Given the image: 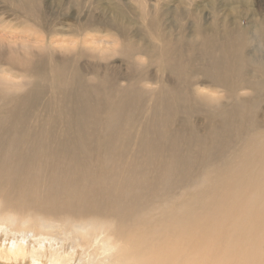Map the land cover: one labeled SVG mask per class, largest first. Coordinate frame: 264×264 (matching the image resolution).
I'll list each match as a JSON object with an SVG mask.
<instances>
[{
    "label": "bare ground",
    "instance_id": "1",
    "mask_svg": "<svg viewBox=\"0 0 264 264\" xmlns=\"http://www.w3.org/2000/svg\"><path fill=\"white\" fill-rule=\"evenodd\" d=\"M7 3L22 20L19 40L0 33V264H264V20L211 39L196 18L192 80L186 45L137 48L120 8L122 38L102 43L17 30L41 23L40 2ZM204 81L222 88L206 104Z\"/></svg>",
    "mask_w": 264,
    "mask_h": 264
},
{
    "label": "rangeland",
    "instance_id": "2",
    "mask_svg": "<svg viewBox=\"0 0 264 264\" xmlns=\"http://www.w3.org/2000/svg\"><path fill=\"white\" fill-rule=\"evenodd\" d=\"M39 2V10L42 14L41 23L40 21H35V23L29 21V24L22 23L21 26L16 25L18 26L16 27V29L18 28L17 30L32 31L31 33L39 35L43 31H50L51 36H56L58 34V39L59 37L62 39L79 37L82 36V34L88 33L97 39L98 42L105 43L106 38L110 35L119 39L122 38L119 30L108 25L109 22L119 20V16L115 13V9L120 8L124 14L123 20H125L124 22L128 25V27L124 29L127 31L125 37L134 42L137 48L158 56L159 50L163 44H167L169 47L173 48L176 53L178 50L175 44L179 47L186 45V47L180 49V53L184 58L189 73L193 75L188 76L192 80L203 78L201 72L195 69V50L192 45H196V39L200 38V36H198L200 33H197V27L199 28L200 24H203L204 26L202 29L203 34L214 39L217 33L220 34L224 32L225 24L223 25V23H226L227 25L236 20L240 23L242 28L252 29L253 23L256 20L259 18L264 20V0H81V6L79 8L71 5L70 0H39ZM139 4L143 7H140ZM139 8L142 11H140ZM93 14L96 15L93 25L87 28H81L85 21L84 18L87 15ZM214 17L217 19V22L212 25L211 22L215 20ZM149 18L156 19V21L158 20L157 24L159 25L161 33L165 37L164 41L155 40L152 35L148 33L147 22ZM196 18L201 22L198 25ZM20 20L22 19L17 18L16 14H14L9 8L7 0H0V33L5 34L6 36L15 35L19 40L20 35L15 34L16 30H13L11 25L20 22ZM54 30H56L57 34L52 32ZM138 31H141L139 36H137ZM66 43L68 42H63L61 46L66 45ZM51 45L56 48L59 46L58 44ZM252 52H257V54L264 56V52L259 51L258 46L256 45L252 48ZM140 57L147 59L145 54H141ZM158 61L159 59H154L152 62V69L154 71L157 69ZM149 64L150 63H148L147 67L148 70ZM106 67L111 69V67ZM153 75L167 78L168 74L165 71V68H163L162 74H155L153 72ZM147 86L150 89L155 87L154 84H147ZM211 89H215V91L219 93H221L222 90V88H214L204 81V84L198 93L202 96L201 102L203 104H206V98L208 96L202 91L210 92ZM250 94V89H247V96ZM261 117L264 120V108L261 111ZM197 123L200 124L202 121L199 120ZM11 232L12 230L9 232L10 235ZM26 235L31 236L28 243L26 242L27 239L24 238V246L28 247L33 237L32 233L22 234L18 240L23 244V236ZM50 239L59 242L57 245L61 244L62 246L66 245L70 247V243L65 242L70 240H65L59 237L52 238L47 236L40 239L39 243L45 246H50ZM71 246L73 249L81 251L79 246H75L73 243ZM48 253L54 254L57 253V251L55 250V247H52ZM61 253L62 252H59L58 254ZM63 255L66 254L63 253ZM9 256H11V254L8 255L0 251V260L8 259ZM58 260L61 263L67 262V259L64 257H58ZM48 262L49 264H55V262L51 260Z\"/></svg>",
    "mask_w": 264,
    "mask_h": 264
}]
</instances>
